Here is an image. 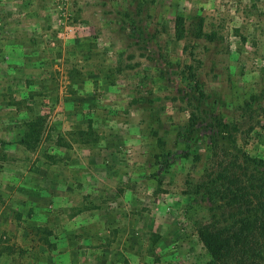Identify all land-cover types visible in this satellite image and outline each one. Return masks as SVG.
<instances>
[{"label":"rangeland","instance_id":"obj_1","mask_svg":"<svg viewBox=\"0 0 264 264\" xmlns=\"http://www.w3.org/2000/svg\"><path fill=\"white\" fill-rule=\"evenodd\" d=\"M24 2L51 20L0 13V264H96L115 238L125 264H206L213 138L264 159V0H74L67 23Z\"/></svg>","mask_w":264,"mask_h":264},{"label":"trees","instance_id":"obj_2","mask_svg":"<svg viewBox=\"0 0 264 264\" xmlns=\"http://www.w3.org/2000/svg\"><path fill=\"white\" fill-rule=\"evenodd\" d=\"M198 23L192 30L194 37L215 41L216 33L204 30V19ZM175 29L182 39L186 31L183 18L177 19ZM220 126L234 129L222 122ZM212 158L213 177L194 194V201L206 204L209 213V221L197 227L209 256L206 264H264V159L235 147L231 150L219 137L212 140Z\"/></svg>","mask_w":264,"mask_h":264},{"label":"crops","instance_id":"obj_3","mask_svg":"<svg viewBox=\"0 0 264 264\" xmlns=\"http://www.w3.org/2000/svg\"><path fill=\"white\" fill-rule=\"evenodd\" d=\"M41 7L42 5H38L36 3L29 4V3L24 2V0H0V13H2V15H5V17H7V18H1V20L2 22H4L6 19H8L9 21L10 20L22 21L24 24H31L33 22L34 24L38 22L41 23V21L43 20L46 22L50 21L51 18H48V15L44 16L46 12H42ZM36 33H37L36 34L37 37H41L42 35L45 34V33L43 34L42 32V34L40 33L39 35V31H36ZM66 34L67 32L63 31V35H66ZM131 198H133V194L131 195ZM129 208L132 209V206H129ZM103 219L107 220L106 217ZM94 221L97 225V229H99L100 227L104 225L106 229L105 231H102V233L105 232L109 234V236L112 237V239L114 237L111 236L110 233L114 231V228H116L117 226L121 224L120 221L116 223V220L110 219L108 221V224H106L107 225L106 227L105 220L100 219V222H99L97 219H95ZM94 221H92V223ZM118 239L119 238H115L114 242L113 240L106 239L104 246L101 247L102 249L99 251L101 254L102 253L104 254L103 255H101L100 253L97 254V256L100 255L101 258L100 259L96 258L93 262L94 263L96 262V264H100V263L102 264H125L126 258L129 260L130 257L133 255L132 248L136 246L135 240L125 239V240L120 241ZM56 258H58L57 254H55V257H54V260H56L55 263L52 262L51 264H57ZM34 263L42 264L41 257H39L38 259L36 258Z\"/></svg>","mask_w":264,"mask_h":264},{"label":"built area","instance_id":"obj_4","mask_svg":"<svg viewBox=\"0 0 264 264\" xmlns=\"http://www.w3.org/2000/svg\"><path fill=\"white\" fill-rule=\"evenodd\" d=\"M57 11L59 13V20L62 23H67L71 17V11L74 4V0H53Z\"/></svg>","mask_w":264,"mask_h":264}]
</instances>
